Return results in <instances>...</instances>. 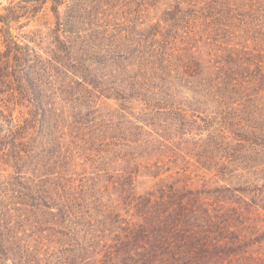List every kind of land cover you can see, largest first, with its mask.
Returning <instances> with one entry per match:
<instances>
[{"label": "trees", "instance_id": "1", "mask_svg": "<svg viewBox=\"0 0 264 264\" xmlns=\"http://www.w3.org/2000/svg\"><path fill=\"white\" fill-rule=\"evenodd\" d=\"M154 2L135 1L136 12ZM49 3L56 26L44 57L13 29ZM85 5L9 0L0 14V264H264V191L252 183L264 180L263 45L217 43L228 25L216 24L218 12L204 23L194 9L185 15L184 0L132 35L86 27ZM95 93L123 111L143 106L155 136L137 128L123 148L121 116L103 119V142L125 167L105 176L103 205L91 207L50 162L58 133L82 131L73 112ZM17 109L26 112L16 121ZM188 110L206 137L185 138L197 124ZM169 164L177 171L162 177ZM142 169L152 181L140 180Z\"/></svg>", "mask_w": 264, "mask_h": 264}, {"label": "rangeland", "instance_id": "2", "mask_svg": "<svg viewBox=\"0 0 264 264\" xmlns=\"http://www.w3.org/2000/svg\"><path fill=\"white\" fill-rule=\"evenodd\" d=\"M135 1L140 0H115L110 1L107 7H111V10L104 14L108 9L103 6V0H86L85 8L87 9V15L85 24L86 27H90L97 32H102L103 25H118L119 29L123 32V35H132L139 29H148L149 26L157 24L159 21L166 22L169 16L164 13L171 7V0H156L153 7L145 5L138 9ZM240 5L232 3V0H184V14L189 10L198 11L199 16L203 17V23L205 17L211 16L209 13L218 12L216 15L217 23L219 25H228L224 38H217L221 44H239L249 47V50L257 45L262 44L264 49V0H239ZM213 4L214 11H211ZM9 5V0H0V14L4 13L3 7ZM51 4H47L44 8L35 14L33 17L23 18L20 24L13 29V35L24 43H29L32 47H35L40 54L44 57L45 53L53 48V37L51 31L56 26V19L53 13L50 11ZM106 7V8H105ZM106 9V10H105ZM204 9V10H203ZM61 15H64L65 5L60 7ZM140 12V14H139ZM212 18H209L211 22ZM103 21H105L103 23ZM2 25L0 24V27ZM22 26L20 29L17 27ZM101 26V29H100ZM164 26V25H163ZM223 37L225 34H220ZM214 49V48H213ZM207 50V48H204ZM91 89V88H89ZM94 97L86 99V106H79L77 110H74L73 124L77 123L76 128H81L82 131L74 133L73 138L68 136H62L61 133L57 134V140L60 143V148L56 150V155L50 162V166L54 172L56 178L60 182L61 186H66L70 195L80 192L85 193L88 202L91 207H98L103 205V183L107 176H111L115 171L124 169V164L117 162V153L111 152V149L103 142V119L109 118L110 113L120 115L115 122L121 124V130H117L115 133L122 134V137L117 140V145H122L123 148L126 145H130L129 141H134L138 133L137 128H144L146 132H151L153 128L149 126L143 127L147 111L143 109V106L133 102L127 104L126 110H121L120 105L122 102L114 99H106L104 97L96 98L98 94H94ZM94 102V103H92ZM26 112L25 109H17L14 112L16 121L20 118L21 113ZM78 112H82V116L87 118V121L80 124ZM149 112V111H148ZM195 114L191 110H188L189 120L197 121L196 126L187 127L186 139L193 141L200 137H206L207 132L197 131L200 125L204 124L195 118ZM192 115H194L192 117ZM203 117L205 114H201ZM71 120V121H72ZM158 121L156 120V124ZM162 123V122H160ZM163 124V123H162ZM65 132H68L65 130ZM75 132V131H74ZM155 132L161 133L160 130ZM136 133V134H135ZM201 133V134H200ZM153 136L154 133L151 132ZM144 137H141L143 139ZM145 160H139L138 163H144ZM169 164L167 166L170 167ZM166 169V168H165ZM171 171L164 174L162 177L169 176L177 171L176 168L171 166ZM194 170V168H193ZM241 171V170H240ZM144 169L141 170V175L144 177L140 180L147 179L152 181L149 174ZM241 173V172H240ZM204 176L206 171H199L194 175ZM208 178H212L213 175H208ZM245 180H241L244 182ZM197 185H200V177L194 181ZM236 186L240 183L239 180L230 182ZM252 183L257 184L264 191V180H252ZM264 195V192H263ZM96 201V202H95ZM103 210V208H102Z\"/></svg>", "mask_w": 264, "mask_h": 264}]
</instances>
